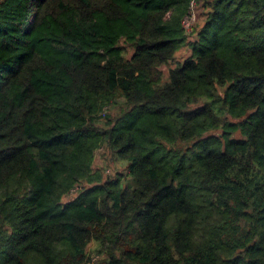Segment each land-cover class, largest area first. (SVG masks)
I'll return each mask as SVG.
<instances>
[{
    "label": "trees",
    "instance_id": "16d2710c",
    "mask_svg": "<svg viewBox=\"0 0 264 264\" xmlns=\"http://www.w3.org/2000/svg\"><path fill=\"white\" fill-rule=\"evenodd\" d=\"M0 264H264V0H0Z\"/></svg>",
    "mask_w": 264,
    "mask_h": 264
},
{
    "label": "rangeland",
    "instance_id": "374dc122",
    "mask_svg": "<svg viewBox=\"0 0 264 264\" xmlns=\"http://www.w3.org/2000/svg\"><path fill=\"white\" fill-rule=\"evenodd\" d=\"M200 12V9H197L195 7V4L191 7V15L186 17L184 20V25L186 27V30L191 32V26L195 24V27L197 28V22L199 19H197L198 13ZM194 36H190L188 40H193ZM191 49L189 48V45L182 46L181 48H178L176 52L174 53L173 57L164 65L161 66L163 76L162 81H165L168 76L169 69L175 68L181 63L191 56ZM94 165L99 167L105 168V173L107 175L114 176L116 174H121V178H125L127 170H126V164L120 163L119 161L112 160L111 157L104 153L100 154L99 151L96 152L95 159H94ZM74 195V193L72 194ZM94 260V258H93Z\"/></svg>",
    "mask_w": 264,
    "mask_h": 264
}]
</instances>
